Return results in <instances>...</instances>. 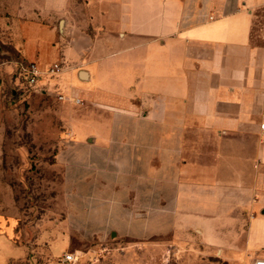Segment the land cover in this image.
Instances as JSON below:
<instances>
[{"label": "crops", "instance_id": "1", "mask_svg": "<svg viewBox=\"0 0 264 264\" xmlns=\"http://www.w3.org/2000/svg\"><path fill=\"white\" fill-rule=\"evenodd\" d=\"M6 27L0 135L19 65L59 62L66 141L62 217L30 239L2 208L0 264L264 258V0H43Z\"/></svg>", "mask_w": 264, "mask_h": 264}, {"label": "rangeland", "instance_id": "2", "mask_svg": "<svg viewBox=\"0 0 264 264\" xmlns=\"http://www.w3.org/2000/svg\"><path fill=\"white\" fill-rule=\"evenodd\" d=\"M42 1L0 0L1 60L17 55L7 38L6 22L18 23L27 19ZM4 96V127L0 135V210L10 207L19 217L20 225L27 226V234L33 239L40 231L36 226L38 222L45 218L60 219L63 215L60 196L65 172L56 158L66 141L59 117L60 103L55 96L28 92L22 84L6 91ZM74 244H77L76 239ZM178 256H174L171 264H183ZM257 257L262 256L253 255L252 262ZM96 258L103 260L101 253ZM212 262L216 263L215 260ZM159 264L167 263L159 260Z\"/></svg>", "mask_w": 264, "mask_h": 264}, {"label": "built area", "instance_id": "3", "mask_svg": "<svg viewBox=\"0 0 264 264\" xmlns=\"http://www.w3.org/2000/svg\"><path fill=\"white\" fill-rule=\"evenodd\" d=\"M213 18L211 17V19ZM61 69L62 64L59 62L50 64L46 69L40 68L37 62H30L28 64L21 63L16 72L20 84L25 85L28 92L51 95V92L41 85V81L45 76H56ZM56 97L58 100H65L67 98L63 94H56ZM73 100L77 104H83V100L78 97H73ZM261 128L264 129V123L261 124ZM79 260L80 258L75 252L66 253L59 258V262L62 264H77ZM253 264H264V258L255 259Z\"/></svg>", "mask_w": 264, "mask_h": 264}, {"label": "water", "instance_id": "4", "mask_svg": "<svg viewBox=\"0 0 264 264\" xmlns=\"http://www.w3.org/2000/svg\"><path fill=\"white\" fill-rule=\"evenodd\" d=\"M13 93H14V91H13Z\"/></svg>", "mask_w": 264, "mask_h": 264}]
</instances>
